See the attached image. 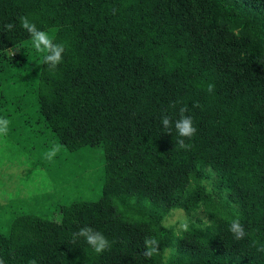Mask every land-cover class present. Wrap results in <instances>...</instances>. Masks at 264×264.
<instances>
[{
	"label": "trees",
	"instance_id": "16d2710c",
	"mask_svg": "<svg viewBox=\"0 0 264 264\" xmlns=\"http://www.w3.org/2000/svg\"><path fill=\"white\" fill-rule=\"evenodd\" d=\"M20 16L66 44L56 70ZM15 46L13 57L3 50ZM23 79L36 119L28 90L9 89ZM181 108L197 129L188 150L175 148L174 123L171 134L161 123ZM0 117L10 121L0 163L41 128L66 154L58 178L75 184L50 213L7 203L5 264H264V0H0ZM94 152L98 167L71 173ZM176 214L181 226L168 224ZM236 215L242 240L229 231ZM85 226L110 249L72 243ZM146 235L160 242L151 259Z\"/></svg>",
	"mask_w": 264,
	"mask_h": 264
},
{
	"label": "rangeland",
	"instance_id": "374dc122",
	"mask_svg": "<svg viewBox=\"0 0 264 264\" xmlns=\"http://www.w3.org/2000/svg\"><path fill=\"white\" fill-rule=\"evenodd\" d=\"M22 80V79H21ZM25 86L22 88L20 84L9 81V89H14L16 92L26 91L25 98L28 102V113L36 119L39 117L38 103L35 97L31 93V87L27 85L24 80ZM12 85V86H10ZM39 130L37 136L28 138V135H23V141L20 145H16L13 150L8 151L7 160L4 163H0V204L4 206L3 210H0V217H3L4 223H0V231H4L7 227L1 224H6L7 216L10 215L7 211V203H13L15 208L21 210L32 211L37 214L50 213L49 207L53 204L67 205L74 198L69 188V179L58 178V164L66 158L65 152L60 148L55 158L48 161L44 158V154L50 149L52 145H59L56 139L52 137V134L45 133L46 130ZM43 131V132H42ZM1 139V138H0ZM32 141H34L32 143ZM37 142L46 143V146L42 148L37 146ZM26 144L28 146L26 147ZM100 153L94 152L87 154V158L84 161L79 162V166L75 165V168L71 173H75L81 170L80 165L89 164L93 169L98 167L100 163ZM83 167V166H82ZM90 173L88 167H85ZM93 173L92 183H96L97 176L100 172L96 169ZM74 183H70V187H74ZM6 206V207H5ZM54 217H58V214H53ZM184 221V217L174 215L168 220L170 225H178L179 220Z\"/></svg>",
	"mask_w": 264,
	"mask_h": 264
},
{
	"label": "clouds",
	"instance_id": "9594fccd",
	"mask_svg": "<svg viewBox=\"0 0 264 264\" xmlns=\"http://www.w3.org/2000/svg\"><path fill=\"white\" fill-rule=\"evenodd\" d=\"M116 9L113 8V13ZM22 28L30 35V47L34 53L42 58L43 64L48 67L50 71H54L63 61V54L66 50L65 43H58L54 37L50 35L48 31L39 29L36 24L31 21L27 16L19 17ZM6 30H12L14 25L9 23L5 26ZM11 57L15 56L18 49L16 46L13 48L3 49ZM215 88L214 84H208L207 91L213 92ZM187 108L180 109V116L174 122L167 115L162 117L161 123L167 133L171 134V129L174 123L175 130L180 137L176 140V149L188 150L191 148V144L186 143V139H191L197 132L194 126L193 119L189 115H185ZM10 121L6 117H0V136H6L9 131ZM61 145H52L50 149L44 154V158L51 161L55 158L60 151ZM187 229V225H184ZM229 231L233 234L236 240L244 239L248 233L245 230V226L241 223L239 215H236L231 219L229 223ZM79 238H83L86 243L94 250L96 254H102L106 250H109L111 244L108 238L101 232L95 230L91 226H85L80 228L72 235V243H75ZM144 252L143 255L146 259H151L154 255L161 252L160 242L155 236H145L143 239ZM257 251L264 252V248H260ZM0 264H5L2 257H0ZM31 264H36V261H32Z\"/></svg>",
	"mask_w": 264,
	"mask_h": 264
}]
</instances>
